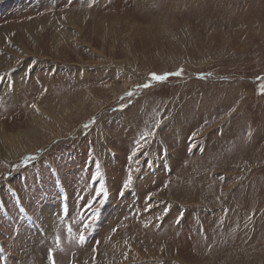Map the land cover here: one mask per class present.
I'll use <instances>...</instances> for the list:
<instances>
[{
	"label": "rangeland",
	"instance_id": "374dc122",
	"mask_svg": "<svg viewBox=\"0 0 264 264\" xmlns=\"http://www.w3.org/2000/svg\"><path fill=\"white\" fill-rule=\"evenodd\" d=\"M3 28L0 264H264V0H0Z\"/></svg>",
	"mask_w": 264,
	"mask_h": 264
},
{
	"label": "snow or ice",
	"instance_id": "6c2138e0",
	"mask_svg": "<svg viewBox=\"0 0 264 264\" xmlns=\"http://www.w3.org/2000/svg\"><path fill=\"white\" fill-rule=\"evenodd\" d=\"M182 72H183V70L181 69L180 72H178V73H176V74L179 75V74H182ZM151 79H152V80H155V81H163V80L166 79V76H165V75H157V74L153 73V74H151ZM142 87L147 88V87H150V85L147 84V83H145L144 85H142ZM262 92H264V88H262ZM132 95H133L132 92H129V93H128V96H132ZM33 107H35V105H33ZM142 139H146V136H145V137H142ZM97 167H99V166H97ZM99 175H100L99 172H97L96 175H94V176L92 177V180H93L94 182L97 181ZM131 183H132V176H131V174L129 173L128 178H127V180L124 182L123 187H124L125 189H127V188L131 185ZM101 194H104V195L107 194V193L105 192V190H104L102 184H101L100 189L97 191V196H100ZM146 199L150 200V199H151V195H149L148 197H146ZM88 207H89V210H91L92 205L89 204ZM96 215H97L96 212H93V213H92V219H89V220L84 224V229H85V230L89 229V228L92 226V220L96 217ZM68 232H69L70 234L72 233V228H71L70 226H69V228H68ZM78 239H79V242H80L81 244L85 243L86 240H87L86 231H81L80 234H79ZM56 242H57V247H59V243H60V237H59V236L56 237ZM49 259H50V261H51V264H55V261H54V259L52 258V253H51V251L49 252Z\"/></svg>",
	"mask_w": 264,
	"mask_h": 264
},
{
	"label": "bare ground",
	"instance_id": "6f19581e",
	"mask_svg": "<svg viewBox=\"0 0 264 264\" xmlns=\"http://www.w3.org/2000/svg\"><path fill=\"white\" fill-rule=\"evenodd\" d=\"M2 30H3V31H1V32H3V33L0 32V39H5V38H3L2 36L5 37L4 32H6V31L9 32V30H7V28H3ZM2 34H4V35H2ZM6 37H7V36H6ZM2 41H4V40H2ZM0 43H1V41H0ZM7 58H10V57L7 56ZM10 59H11V58H10ZM0 61H1V63H2V61H3L2 58H0ZM2 66H4L3 63H2ZM10 145H11V144H10ZM11 146H13V145H11ZM226 219H227V218H226Z\"/></svg>",
	"mask_w": 264,
	"mask_h": 264
},
{
	"label": "crops",
	"instance_id": "0c3cea01",
	"mask_svg": "<svg viewBox=\"0 0 264 264\" xmlns=\"http://www.w3.org/2000/svg\"><path fill=\"white\" fill-rule=\"evenodd\" d=\"M11 80H12V83L14 84L15 83V80L13 78ZM8 82H10V81H8ZM13 84H12V86H13Z\"/></svg>",
	"mask_w": 264,
	"mask_h": 264
}]
</instances>
